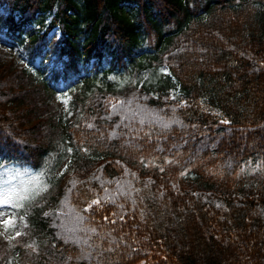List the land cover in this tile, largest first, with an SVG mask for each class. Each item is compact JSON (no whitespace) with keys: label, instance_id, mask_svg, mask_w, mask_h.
<instances>
[{"label":"trees","instance_id":"obj_1","mask_svg":"<svg viewBox=\"0 0 264 264\" xmlns=\"http://www.w3.org/2000/svg\"><path fill=\"white\" fill-rule=\"evenodd\" d=\"M0 37V264H264V0H0Z\"/></svg>","mask_w":264,"mask_h":264},{"label":"rangeland","instance_id":"obj_2","mask_svg":"<svg viewBox=\"0 0 264 264\" xmlns=\"http://www.w3.org/2000/svg\"><path fill=\"white\" fill-rule=\"evenodd\" d=\"M30 28L34 31H38L39 29V27ZM53 34L58 35L57 31H53L51 33V36ZM8 60H15L19 67H24L27 64L26 57L21 54L17 45L11 43L8 40L3 39V37H0V61L6 62ZM169 75V70L165 67H162L156 73H154L152 70H147L143 72L139 76V80L142 84H146L147 86L153 84L156 85L164 83L165 78ZM169 94L171 99L179 100L182 95L179 85L173 84L172 86H170ZM69 101L70 97L65 92L58 93L53 98V102L56 104L57 108L59 109L62 115L67 111ZM204 107L208 110H211L209 106L204 105ZM212 113L215 114L217 117L221 118V120L223 119V115L219 112L213 111ZM68 162L69 159H67L65 163L57 170V175L65 171ZM3 219H12L11 211L6 207L0 208V233H2L0 237H2L4 240L11 241L13 240L12 237L15 236V233L19 230L16 228H11V226H5L2 222ZM5 227H7V231H5ZM142 264L145 263L143 262Z\"/></svg>","mask_w":264,"mask_h":264},{"label":"snow or ice","instance_id":"obj_3","mask_svg":"<svg viewBox=\"0 0 264 264\" xmlns=\"http://www.w3.org/2000/svg\"><path fill=\"white\" fill-rule=\"evenodd\" d=\"M225 122H226V121H225ZM10 199H11V198H10L9 196L5 195L3 199H0V204H6V203H8V202L10 201ZM92 203H98V201H93ZM12 206H13V207H16V206H18V205H16L15 203H13ZM89 207H91V205H89ZM2 222H3V224H4L5 226H12V227H15L14 221H13L12 219H3ZM7 230H8L7 227H5V231H7ZM0 235H2V233H0ZM19 235H21V233H20L19 231H17V232L15 233V236L12 237V239H15V237H16V236H19ZM29 247H32V246L29 245Z\"/></svg>","mask_w":264,"mask_h":264}]
</instances>
